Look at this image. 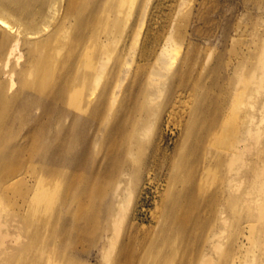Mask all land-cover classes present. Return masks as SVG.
Returning a JSON list of instances; mask_svg holds the SVG:
<instances>
[{
  "label": "bare ground",
  "instance_id": "1",
  "mask_svg": "<svg viewBox=\"0 0 264 264\" xmlns=\"http://www.w3.org/2000/svg\"><path fill=\"white\" fill-rule=\"evenodd\" d=\"M134 2L0 0V57L5 64L0 77L5 73L10 86L18 84L13 89L0 81V109L11 115L0 119V264H86L80 260L89 250L79 245H95L100 238L101 264H244L246 240L260 237L264 208L258 200L264 188L253 185L248 191L243 183L261 177L257 167L264 166V115L257 120L254 108L247 115L251 120H242L237 130L235 117L212 112L206 97L193 106L196 89L186 85L183 67L177 71L181 88L169 98L174 107L182 106L176 115L182 146L174 156L149 146L146 156L162 154L170 187L154 231L144 230L133 217L119 231L123 206H109L111 198L101 200L106 185L100 181L113 183L115 175L127 174L136 164L135 147L147 149L143 129L150 115L138 119L137 114L164 82L154 81V73L146 86L143 76L135 82L133 77L114 111L116 85L108 78L101 87L103 75L97 70L106 67L103 56L116 50L127 27L121 17ZM263 39L258 32L257 42ZM91 40L96 41L93 50ZM244 46L227 65L233 66L239 87H245L239 94L250 97V89L261 87L263 78L259 64L244 62L257 54ZM18 49L25 51L24 61L8 69ZM69 109L93 115L72 139L67 134L79 120L67 127ZM110 118L113 125L103 136L100 156L86 127ZM53 179L61 183L55 190L46 183ZM60 186L64 193L58 197ZM16 196L19 207L8 211L4 201Z\"/></svg>",
  "mask_w": 264,
  "mask_h": 264
},
{
  "label": "rangeland",
  "instance_id": "2",
  "mask_svg": "<svg viewBox=\"0 0 264 264\" xmlns=\"http://www.w3.org/2000/svg\"><path fill=\"white\" fill-rule=\"evenodd\" d=\"M125 12V17L121 18H125L127 22L126 31L119 36L116 50L103 56L105 69L97 70L103 75L101 87H104L108 78L113 82V87L116 85L115 91L119 96L113 103V111L121 106L123 89L133 80V77L135 82L143 76L144 86H146L148 79L152 77L151 74L154 73L152 78L154 81L164 82L160 83L159 90L153 92L152 102L149 104L146 101L148 93L145 94L146 102L143 101L141 105V114H137L138 119L140 115H150L146 118V126L143 129L145 135L143 143L147 149L143 151L142 147L140 149L135 147L136 164L133 163V168H129L127 174L121 173L117 177L115 175L113 183L110 182L111 180L100 181L106 185L101 200L108 202L111 198L109 206L112 203L123 206L124 210L122 208L121 210L124 212L122 211L123 217L119 221V231L123 232L128 227L132 217L134 222L144 230L154 231L155 216L161 215L163 199L170 194V187L166 181L167 165L162 163V154L148 160L146 156L150 152L149 146L165 148L172 156L182 146L181 132L176 128L179 123V117L176 115H180L182 106L174 107L173 102L169 101L170 96H173V90L181 88L177 80L178 69L183 67V71L187 72L186 85L196 89V93L200 92V94L194 92V99L190 100L192 105L195 106L198 100L206 97L212 112L235 117L239 126L237 130H240L242 120L247 122L251 120L247 115L253 113L254 108L257 120L262 119L264 115V42H257V33H264V0H135ZM246 43L251 47V51L254 50L257 54L255 57L250 55L244 62L247 66L253 63L259 64L261 66L259 73H262L260 77L263 78L261 87L250 89V97L239 94L245 91V87H239V79L237 76L234 77L233 66L229 69L227 65ZM95 44L96 41H89V50H93ZM24 53L25 51L18 49L7 68L16 65L19 67V64L24 61ZM2 67H5V64L0 57V68ZM0 81H3L5 86H10L7 74L3 73ZM17 85L11 84L10 87L13 86V89H16ZM110 100L111 98L108 100L109 103L112 102ZM243 102L246 104H242ZM169 110L171 114L166 113ZM13 111L14 107L8 114ZM36 113H40L39 110ZM0 114V119H8L11 116L3 115L4 108L0 109ZM159 115H163V118L158 120ZM66 118L64 122L68 128L74 120L77 123L79 120L80 123L69 130L71 132H68L67 138L72 139L75 131L83 132L85 120L93 118V115L75 113L69 109ZM112 125L113 121L110 118L105 123L96 122L86 127L93 136V143L96 145L95 153L100 156L105 150L103 136ZM126 166L128 168V165ZM257 169L261 177L249 178L243 183L244 186L241 185L245 190L249 191L253 185L264 188V166ZM225 170L224 166L220 168V176L224 175ZM120 181L122 182L119 183ZM218 182L217 180L212 189L217 188ZM46 183L53 190L61 185L54 179ZM18 188L19 186H16V190ZM59 189L61 190L58 197H61L64 190L61 186ZM18 199L17 196L11 199L8 197L4 201L5 208L8 211L17 209L19 206L15 205L14 201ZM1 201L0 197V206L3 205ZM247 205L253 207L251 203ZM258 205L264 208V196L259 198ZM104 228H106L105 225ZM249 233L248 231L247 234ZM228 238L229 235L225 237L224 245ZM103 241L100 238L95 245L80 244V248L87 247L89 250L80 261L86 264H101ZM59 251L61 252V249ZM243 255L244 264H264V221L261 223L260 237L252 236L246 240Z\"/></svg>",
  "mask_w": 264,
  "mask_h": 264
}]
</instances>
